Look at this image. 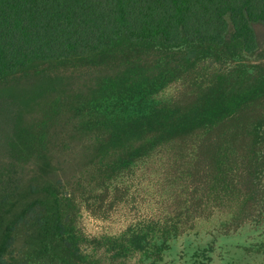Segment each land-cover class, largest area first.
Returning <instances> with one entry per match:
<instances>
[{
    "label": "trees",
    "instance_id": "trees-1",
    "mask_svg": "<svg viewBox=\"0 0 264 264\" xmlns=\"http://www.w3.org/2000/svg\"><path fill=\"white\" fill-rule=\"evenodd\" d=\"M135 100L145 113L105 111ZM1 125L0 264L147 252L143 231L103 243L80 217L107 216L114 182L170 149L174 237L227 207L234 233L263 227L264 0H0ZM214 242L187 262L211 263Z\"/></svg>",
    "mask_w": 264,
    "mask_h": 264
},
{
    "label": "rangeland",
    "instance_id": "rangeland-1",
    "mask_svg": "<svg viewBox=\"0 0 264 264\" xmlns=\"http://www.w3.org/2000/svg\"><path fill=\"white\" fill-rule=\"evenodd\" d=\"M176 91L177 87L173 86L159 99H169ZM105 111L110 115L130 117L145 113L147 108L138 100L115 101L107 103ZM6 129L0 126V153H5L8 148ZM180 152L170 149L157 153L114 182L111 190L118 187L119 203L107 216L94 217L84 210L80 217L79 227L86 237L103 243L128 235L130 231H143L148 236L147 252L133 253L116 263L112 261L111 252L106 250L107 245L100 249L86 245L87 253L102 264H145L149 262L147 256L151 258L156 247L166 242L162 264H192V261L187 262L191 254L215 241L216 250L209 264H264V226L248 225L234 233L233 208L216 210L211 217L199 218L190 229L173 236L174 232L168 226L172 225L170 221L182 200L177 185L173 187L171 183L174 178L170 176L169 165L176 157L171 153ZM165 231L172 232L166 234ZM225 232L231 233L232 237L222 239L220 236L224 237Z\"/></svg>",
    "mask_w": 264,
    "mask_h": 264
}]
</instances>
